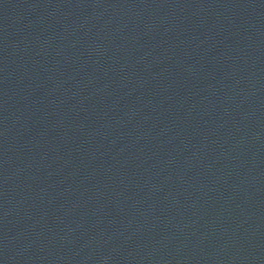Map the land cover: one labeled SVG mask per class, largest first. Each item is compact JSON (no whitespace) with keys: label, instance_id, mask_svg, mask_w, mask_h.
Listing matches in <instances>:
<instances>
[{"label":"water","instance_id":"water-1","mask_svg":"<svg viewBox=\"0 0 264 264\" xmlns=\"http://www.w3.org/2000/svg\"><path fill=\"white\" fill-rule=\"evenodd\" d=\"M0 264H264V0H0Z\"/></svg>","mask_w":264,"mask_h":264}]
</instances>
